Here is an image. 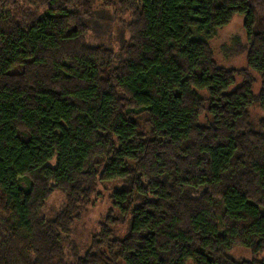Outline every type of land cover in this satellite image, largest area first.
I'll return each instance as SVG.
<instances>
[{"label": "trees", "instance_id": "16d2710c", "mask_svg": "<svg viewBox=\"0 0 264 264\" xmlns=\"http://www.w3.org/2000/svg\"><path fill=\"white\" fill-rule=\"evenodd\" d=\"M254 1L0 0V264H264ZM237 16L240 70L210 45ZM99 17L124 58L88 45Z\"/></svg>", "mask_w": 264, "mask_h": 264}, {"label": "rangeland", "instance_id": "374dc122", "mask_svg": "<svg viewBox=\"0 0 264 264\" xmlns=\"http://www.w3.org/2000/svg\"><path fill=\"white\" fill-rule=\"evenodd\" d=\"M254 8L259 16V19L264 24V0H255ZM101 20V21H100ZM97 22L91 29L87 43L89 46H104L107 49L114 51L119 57H123V44L126 40L125 30L119 21H108L103 17L96 19ZM103 21V22H102ZM94 28L98 31H94ZM210 45L213 49L215 60L220 67L228 69H245L246 64V52L243 50L247 45V37L244 29V18L235 17V19L225 28L220 29L217 35L210 41ZM256 78L253 91L255 94L260 92V77L253 73ZM250 116L252 123L256 126L263 118L264 112L261 111L258 104L254 105L250 110ZM109 188H123L125 184L122 182L108 183ZM1 203V198H0ZM52 204L56 207L62 204V197L59 195L54 197ZM87 231L84 229V223H81L77 227L75 239L81 243V253L87 248V241L85 239ZM80 243V244H81ZM232 255L237 260H251L252 254L250 251L243 248H236Z\"/></svg>", "mask_w": 264, "mask_h": 264}]
</instances>
